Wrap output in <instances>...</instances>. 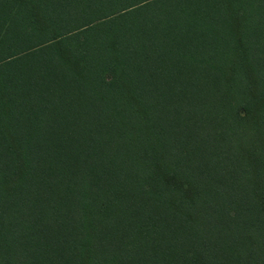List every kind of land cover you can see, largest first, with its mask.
Listing matches in <instances>:
<instances>
[{
	"label": "trees",
	"instance_id": "1",
	"mask_svg": "<svg viewBox=\"0 0 264 264\" xmlns=\"http://www.w3.org/2000/svg\"><path fill=\"white\" fill-rule=\"evenodd\" d=\"M0 264H264V0H0Z\"/></svg>",
	"mask_w": 264,
	"mask_h": 264
}]
</instances>
